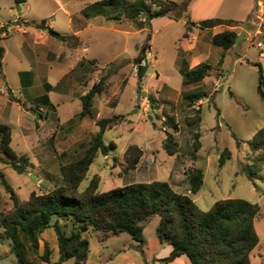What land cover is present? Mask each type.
<instances>
[{"label":"rangeland","instance_id":"374dc122","mask_svg":"<svg viewBox=\"0 0 264 264\" xmlns=\"http://www.w3.org/2000/svg\"><path fill=\"white\" fill-rule=\"evenodd\" d=\"M96 1L99 0H62L60 6L57 0L20 3L0 0V35L5 36L0 38V46L6 51L5 77L0 76V123L11 128L14 152L28 157L30 163L24 172L18 173L0 160V171L14 193L23 200L32 191L51 190L60 179V165L78 158L97 132L96 120L123 114L122 123L103 133V141L106 144L114 142L116 147L107 155H97L80 188L84 189L94 175L99 176L100 192L131 182L163 180L175 191L189 195L204 211L216 200L225 198H243L257 203L260 212L252 225L259 241L249 259L250 264H264V165L254 179H249L241 168L259 155L260 151L253 150L250 141L264 126V101L257 93L258 70L247 62H260L264 71V60L258 56L256 47L258 40L264 42V33H257L264 25V0H190L191 15L157 17L144 28L133 22L129 25L122 22L116 25L121 31L82 27V21L86 19L82 10ZM139 2L152 5L150 0ZM133 3V0H119L115 6L120 9ZM210 10L215 17L236 18L231 24L236 41L230 49L223 50L210 40L211 34L221 31L222 27L212 29L213 26L200 25L210 19L193 21ZM19 11L21 15L18 16ZM72 17L75 18L73 24ZM42 21L51 23L62 33L82 27L79 36L88 46L84 55L95 59L82 65L93 69L89 79H86V73L85 78L77 79L83 71L79 72L75 66L77 55L68 56L69 44L65 45L54 36L49 35L45 45L28 46L23 54L24 34L20 30L40 31L38 25ZM41 32L47 34L45 30ZM185 33L197 36V46L192 51H186ZM28 37L30 43L34 42L32 36ZM147 40L149 53L146 52V59L141 62L147 67L139 82V65L134 57ZM199 64L210 66L209 76L200 83L184 84L183 71ZM107 69L111 70V75L106 89L94 97V115L68 122L80 111V96L92 84V78L93 82L98 81ZM19 70H32L31 85L20 87ZM217 72L220 74L216 75ZM45 80L55 87L48 92L53 106L36 101L46 92L43 88ZM5 81L9 88L5 87ZM199 90L206 91L207 96L192 103L185 99L186 94ZM141 91L153 96V100L150 101L147 95L139 96ZM196 115H200V122L188 125L186 117ZM167 132L172 133L178 143L175 154H169L162 146ZM195 132L200 133L201 142L196 152L192 148ZM236 139L240 140L239 146ZM130 144H137L143 150L139 164L133 170L127 168L124 158V151ZM224 149L231 152V157L220 167L218 159ZM192 167L201 168L204 175L200 190L194 194L189 192L186 174ZM12 206L10 193L0 182V210ZM158 222V215L145 222V244L142 246L127 233L113 235L87 231L84 236L90 242V253L86 264H172L157 260L169 254L165 253L167 244L156 236ZM46 231L40 235L38 248L28 249V257L34 264H47L39 257L43 240L49 241L53 248L50 263L58 259V248ZM9 244L6 241L0 243V264L16 262L12 252H5ZM182 263L179 260L175 264ZM61 264L76 263L72 258Z\"/></svg>","mask_w":264,"mask_h":264},{"label":"trees","instance_id":"16d2710c","mask_svg":"<svg viewBox=\"0 0 264 264\" xmlns=\"http://www.w3.org/2000/svg\"><path fill=\"white\" fill-rule=\"evenodd\" d=\"M15 1L21 2V0ZM189 1L150 0L152 5L143 2L141 4L138 1L132 6L117 9L115 5L119 0H99L85 6L82 13L86 17L103 15L118 21L129 20L139 28H144L157 17L183 16L188 11ZM109 6H113L110 11L107 9ZM232 22L234 21L230 19L221 21L226 25H231ZM217 24L212 19L200 23L204 26ZM47 32L69 46L77 47L80 44L75 34H63L51 27H47ZM183 36L188 35L185 33ZM233 38L236 39V32L226 28L213 33L210 40L212 44L226 50L234 45ZM148 40L141 45L134 57L135 63L139 65L137 71L139 82L147 67V64L141 65V62L146 59V52L150 46ZM4 52V47L0 46V68ZM247 62L257 67V93L264 101L263 67L260 62L249 60ZM209 74L210 66L199 64L183 71V83H200ZM110 75L111 70L107 69L105 74L80 96L81 109L69 118L68 122L94 115V97L106 89ZM54 88L47 83L46 92L39 95L36 101L53 106L48 92ZM206 96V91L199 90L184 97L192 103ZM149 100L152 101L153 96H150ZM200 120V115L186 117L188 125L197 124ZM123 121V114L98 118L97 132L88 141L78 158L60 165V179L49 191L41 193L32 191L26 199L21 200L14 193L4 173L0 171V182L10 193V199L13 201L12 208L0 210V239L9 240L10 251L16 257V262L13 264H34L28 257V249L34 251L38 248L41 233L49 227L53 228L57 237L58 259L50 263L53 248L49 241L43 240V249L39 257L47 264H61L72 258L75 259L76 264H86L90 253V242L84 236L87 231L110 232L113 235L127 233L138 246H142L145 244L143 236L145 222L155 215L159 216L155 229L158 240L172 247L169 254L157 258L158 261L171 262L180 255H186L189 264H250L249 255L259 241L252 225L253 219L260 212L257 203L243 198H225L216 200L209 210L204 211L189 195L175 191L167 181L163 180L131 182L100 192L99 176L94 175L84 189L80 188L97 155L99 153L107 155L116 147L114 142L106 144L103 141L104 131L116 127ZM233 136L235 137L234 134ZM11 141L10 126L0 123V160L18 173H22L30 164L28 157L17 155L11 146ZM236 143L239 146L240 140L236 139ZM250 145L253 150H258L260 153L251 163H246L241 168L249 179H254L264 165V126L255 132ZM162 146L169 154L178 152V143L170 132L166 133ZM200 147V133L195 132L192 148L196 152ZM142 155L143 150L140 146L130 144L124 151L127 168L136 169ZM230 157L231 152L224 149L218 159L219 166L222 167ZM186 174L189 192L197 193L203 184V170L192 167Z\"/></svg>","mask_w":264,"mask_h":264},{"label":"crops","instance_id":"0c3cea01","mask_svg":"<svg viewBox=\"0 0 264 264\" xmlns=\"http://www.w3.org/2000/svg\"><path fill=\"white\" fill-rule=\"evenodd\" d=\"M21 1H25V0H21ZM138 1L139 0H133L134 3L138 2ZM57 2L60 4V6H62V0H57ZM252 13H254V10H252ZM191 14H193V11L192 10L189 11V8H188V11L185 12V17L188 16V15H191ZM97 16H99V17H97ZM196 18H198V19H196ZM196 18H194L193 21L196 22V21H202V20H205V19L215 20L218 24L216 26H213L212 29H214L215 27H222V30L223 29H226V28H229V29H234V28H233L232 25L222 24L221 21H223L225 19H230L232 21H235L236 20V18H233V17H231V18L215 17V14H213V11L212 10L206 12V14H203L202 16H196ZM74 19L75 18L72 17V19H71L72 24L74 23ZM82 22H83V24H82L83 26L82 27L111 28V29H115L116 31H121L120 29L116 28V25L117 24L122 23V22H124L127 25L130 24V21H128V20L118 21V20H115L113 18H106L105 16H102V15H94L92 17H86L85 21H82ZM42 24H45V28L44 29H41V30H45L47 32V27H51V28L54 29V27L52 26L51 23L47 24V22H45V23H42ZM1 25H2V23H0V26ZM82 27L79 26L78 28H73L71 32H69V33H63V34H75V35L78 36V38L80 40V44L77 47H72V46L67 47L68 46L67 45L66 47L68 48V50H67V53L66 54L68 56L70 54L77 55V59H76L75 66H78L79 72L83 70L81 74L79 73L80 75H78V78L77 79L85 78V73L87 75L86 76L87 77L86 79H89V73H92L91 70H93V69L90 70V68L88 66L85 67V66H82V65H84V62L85 61L88 64H90L91 61L93 62V61H95V59L94 58L93 59L92 58L91 59L90 58H87L84 55V53H86L88 51V46H87V43L79 36V33H80ZM17 29H19V27ZM41 30L40 31H34L33 33H32V31L29 30V28H27V29H21L20 30L24 34L23 35L24 36V40L22 42V47H21V50H22L23 54L25 53V48H27L28 46H31L33 44L45 45L46 41H48V38H49V35L50 34L48 32H47V34L42 33ZM213 33H216V32H213ZM187 35L188 36L185 37L187 39V42H188V47H186V51L187 50H191L192 51L197 46V36L196 35H192L191 36V34H188V33H187ZM28 36H32V38H34V42H31L30 43V41H29L30 38ZM2 37H5V36L0 35V38H2ZM180 47H181V49L183 51H185V49L181 45H180ZM4 50H5V48H4ZM147 53H149V52H147ZM5 54H6V51L4 52L2 67L0 68V76L2 75L3 77H5V71H4L5 70L4 69ZM224 54H225V52L223 51L222 52V57L224 56ZM195 62H197V61H195ZM18 76H19L20 87H24V86L31 85L32 79L34 78V74H33L32 70H19L18 71ZM92 79L94 80V78H92ZM93 80H92V84L94 83ZM5 83H6L5 87H8L9 88L8 82L5 81ZM47 83L48 82L46 80L43 82V88L44 89H45V86H46ZM87 85L88 84H85V86H87ZM90 86H88V87H90ZM46 230H47L46 232L49 233L52 236L51 240H53V242H55V245L57 246V237H56V234H55L53 228L52 227H49ZM0 231H1V228H0ZM43 232H45V230ZM5 241L9 244V240H7V239L1 240L0 239V243L1 242H5ZM164 243L167 244V246H168V247H165V253H169L171 251V248L172 247H171L170 244H168L166 242H164ZM5 252H8V253L11 252L10 251V244H9V248L5 249ZM179 260L183 261L182 264H189V259H188V257L186 255H180L177 258H175L174 260H172L171 262H172V264H175Z\"/></svg>","mask_w":264,"mask_h":264},{"label":"built area","instance_id":"2783aa9c","mask_svg":"<svg viewBox=\"0 0 264 264\" xmlns=\"http://www.w3.org/2000/svg\"><path fill=\"white\" fill-rule=\"evenodd\" d=\"M262 32L264 33V25L263 28L260 30H257V33L262 34ZM5 33V32H3ZM4 35V34H3ZM256 47L258 49V55L259 57H261L262 59H264V42L262 40H258L256 42Z\"/></svg>","mask_w":264,"mask_h":264},{"label":"water","instance_id":"95a60500","mask_svg":"<svg viewBox=\"0 0 264 264\" xmlns=\"http://www.w3.org/2000/svg\"><path fill=\"white\" fill-rule=\"evenodd\" d=\"M18 9H19V8H18ZM18 15H21V11L18 12ZM38 28H40V29H44V28H45V24H39V25H38ZM232 42L235 43V38H233ZM11 95H12V92H11ZM140 95H147V96L149 97V94L146 93L145 91H141V92L139 93V96H140Z\"/></svg>","mask_w":264,"mask_h":264}]
</instances>
